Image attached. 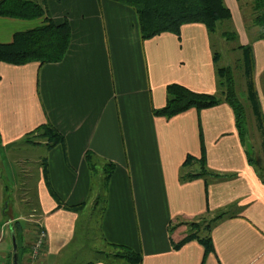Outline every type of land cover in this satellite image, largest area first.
Masks as SVG:
<instances>
[{"label":"crops","instance_id":"1","mask_svg":"<svg viewBox=\"0 0 264 264\" xmlns=\"http://www.w3.org/2000/svg\"><path fill=\"white\" fill-rule=\"evenodd\" d=\"M225 1L240 42L250 44L239 0ZM45 2L48 16L70 24L65 58L0 61V226L9 223V237L23 215L17 213L21 204L11 212L4 206L7 180L20 185L17 165L28 178L34 175L16 152L26 143L43 152L34 183L24 188L26 200L17 194V202L30 199L46 230L44 264H125L116 258L122 248L138 256L133 264H264V173L250 161L234 109L223 101L170 117L155 113L166 106L171 84L219 94L207 27L188 23L180 35L143 38L138 14L126 4ZM34 24L0 17V42ZM251 44L259 58L258 66L254 55L257 87L264 39ZM257 90L264 117V93ZM47 123L62 142L25 141ZM202 164L209 174L184 177L199 174ZM109 165L114 168L107 176ZM204 219L209 230L192 225ZM207 238L209 249L202 241ZM29 251L22 264H31Z\"/></svg>","mask_w":264,"mask_h":264},{"label":"trees","instance_id":"2","mask_svg":"<svg viewBox=\"0 0 264 264\" xmlns=\"http://www.w3.org/2000/svg\"><path fill=\"white\" fill-rule=\"evenodd\" d=\"M134 8L138 14L140 30L143 38H152L164 32H171L180 35L181 27L188 23H202L209 33L214 32L219 22L232 21L233 15L225 0H114ZM256 9L259 14L256 17L257 25L263 27L262 36L264 38V0H255ZM0 17H10L23 20L43 18V23L27 31L17 32L9 43L0 42V61L14 65H23L29 62L40 64L56 63L62 61L71 44L72 31L68 21L56 22L47 14L45 0H0ZM235 38L239 39L238 33L234 31ZM245 49V63L247 76L249 77V87L252 98L258 111L260 125L264 131V117L261 104L255 95L254 69L255 59L252 44L242 45ZM214 60L217 65V56L214 53ZM224 72L223 68L217 67L218 78ZM222 74V75H221ZM227 89L223 92L224 97L206 93H198L180 84L168 86V102L156 114L164 116H174L191 108L205 109L215 106L223 101L227 102L235 112L236 125L244 141L245 134V114L244 108L239 101L234 86V79L230 69L225 70ZM222 82H220V85ZM219 85V81H218ZM222 95V93H221ZM220 96V97H219ZM36 133V135H34ZM34 135V136H32ZM34 137L39 140L33 141ZM264 137V134H263ZM37 144L43 141L53 146L63 141V136L50 124H43L36 128L31 136L25 140ZM252 162V160L250 159ZM106 168L107 176L113 171L114 165ZM209 174L202 164L199 174L187 173L185 178H195ZM225 214L217 216L213 222L222 218ZM194 225V224H193ZM208 230L210 225L207 226ZM17 228L15 236L18 244V264L19 239ZM197 233H190L184 242L196 238ZM206 248H211L209 239H203ZM116 258H125V264L137 262L138 256L129 248H122L116 254Z\"/></svg>","mask_w":264,"mask_h":264},{"label":"rangeland","instance_id":"3","mask_svg":"<svg viewBox=\"0 0 264 264\" xmlns=\"http://www.w3.org/2000/svg\"><path fill=\"white\" fill-rule=\"evenodd\" d=\"M239 6L242 12L243 22L246 26V32L248 33L250 37V41H251L250 44H251L253 40L260 39L262 36L263 27L257 25V22H256V17L260 11L256 9L255 0H239ZM27 22L35 23L34 27H38L43 23V18L27 20ZM234 31H236L235 26H234V21L225 20V21L219 22L216 27V30L214 32H211L214 53L218 59L217 67L223 68L224 70V72L222 73L223 75L221 74L222 76L218 78L219 95L221 97L225 96V94H223V92L226 91L227 89V80L225 77V70L230 69L233 75V79H234L236 95L244 108V114H245L244 143L246 144V147L250 153L252 161L264 173V137H263L264 131L260 125L259 116H258L259 114H258L256 105H255V99L252 98V95L250 92L251 90L249 87L250 79L247 76L246 63L244 60L245 49L242 48L243 44L240 42V40L238 38L237 39L235 38ZM236 32L238 33V31ZM238 36H239V33H238ZM258 52L260 54V49ZM256 53L254 55L257 56V59H258L257 65L259 66V58H258V54ZM255 80L257 81V87L254 82L255 95H257L256 101H258L259 95H258L257 88L259 89L260 92L264 93V73L260 78L261 83L259 82L258 72L255 75ZM220 82H222L221 85H220ZM33 139H34L33 140L34 142L36 140H39L36 137H34ZM28 143L33 144V142H28ZM33 145H36V144H33ZM22 146H23L22 150L18 149L16 151L17 155L19 156L22 155L26 159L23 162V164L25 167H32L33 171L31 172V174H34V175H33V178H28L24 170H21V165H17L19 169L17 170V174L19 177L20 185L18 187L14 186L12 181L7 180L8 192L5 198V202H4V206L8 205L7 209L10 212L13 209H18L19 207L18 204H21L20 205L21 212H17V213H21L23 217L20 219H17L16 223H14V227L17 228L16 231L19 234L18 236L19 243H20L19 253L22 251L26 252L30 250L32 243L29 245V241L33 242L35 240V235H36V231L38 230V226H39L38 224L40 220H39L38 213H36V211H33L34 208L31 207L30 203H32V201H30V199H27L26 202L24 201L23 203H18L19 202L18 196H21V198H25L24 200H26L27 195H26V190L24 188L34 183V180L36 178V173L34 170L39 167V165L35 163V161L36 159L40 157L41 153L43 152V149H40L32 145L29 146L26 143H23ZM13 154H14V150H12L11 155ZM0 174H1V170H0ZM22 183H25V185L21 186ZM28 195L30 196V194ZM8 224H4V225L2 224L0 226V264H13V253H14L13 241H12V238L9 237L10 230L8 229L9 228ZM206 224L207 222L204 219L201 222H197V223H194V225L193 224L192 225L195 228L198 227L199 229L201 228L204 229V228H207ZM95 225L96 223L93 222V226H92L93 237L96 236V231H97ZM21 229L23 230V232L24 230H26L25 237H24L23 232L22 234H20ZM23 239L25 241H23ZM99 247H102L101 240H99ZM22 257L23 255L20 256L19 264H22ZM100 257H103V256H100ZM112 261H115V259L112 258ZM73 264H77V263L74 262Z\"/></svg>","mask_w":264,"mask_h":264},{"label":"built area","instance_id":"4","mask_svg":"<svg viewBox=\"0 0 264 264\" xmlns=\"http://www.w3.org/2000/svg\"><path fill=\"white\" fill-rule=\"evenodd\" d=\"M38 225L35 240L32 242L29 252L31 264H44L43 259L46 253L47 233L40 223Z\"/></svg>","mask_w":264,"mask_h":264},{"label":"water","instance_id":"5","mask_svg":"<svg viewBox=\"0 0 264 264\" xmlns=\"http://www.w3.org/2000/svg\"><path fill=\"white\" fill-rule=\"evenodd\" d=\"M12 241H13V251H14L13 264H18V244L14 232L12 233Z\"/></svg>","mask_w":264,"mask_h":264}]
</instances>
